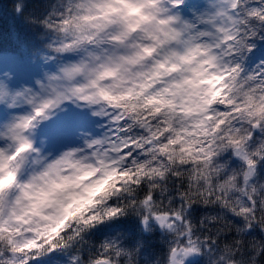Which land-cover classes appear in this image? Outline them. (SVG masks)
<instances>
[{
    "label": "clouds",
    "instance_id": "9594fccd",
    "mask_svg": "<svg viewBox=\"0 0 264 264\" xmlns=\"http://www.w3.org/2000/svg\"><path fill=\"white\" fill-rule=\"evenodd\" d=\"M0 49V264H264V0H0Z\"/></svg>",
    "mask_w": 264,
    "mask_h": 264
},
{
    "label": "trees",
    "instance_id": "16d2710c",
    "mask_svg": "<svg viewBox=\"0 0 264 264\" xmlns=\"http://www.w3.org/2000/svg\"><path fill=\"white\" fill-rule=\"evenodd\" d=\"M8 42H9V41H8V37H5V38H4V43L7 44ZM0 50H2V49H0Z\"/></svg>",
    "mask_w": 264,
    "mask_h": 264
}]
</instances>
